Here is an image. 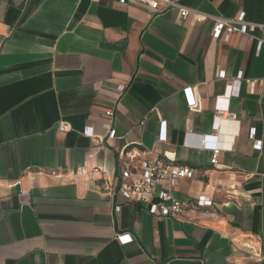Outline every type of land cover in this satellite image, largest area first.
Returning <instances> with one entry per match:
<instances>
[{
	"label": "crops",
	"instance_id": "0c3cea01",
	"mask_svg": "<svg viewBox=\"0 0 264 264\" xmlns=\"http://www.w3.org/2000/svg\"><path fill=\"white\" fill-rule=\"evenodd\" d=\"M180 1L207 18L134 0H0V264H264V45L215 38L212 18L264 23V0ZM236 79L240 94L221 98ZM217 105L237 121L215 137ZM128 152L194 169L177 181L183 214L105 192Z\"/></svg>",
	"mask_w": 264,
	"mask_h": 264
},
{
	"label": "built area",
	"instance_id": "2783aa9c",
	"mask_svg": "<svg viewBox=\"0 0 264 264\" xmlns=\"http://www.w3.org/2000/svg\"><path fill=\"white\" fill-rule=\"evenodd\" d=\"M128 0H119L121 3H125ZM138 3L147 5L149 8L155 11H163L169 8H175L179 11L180 18L185 20L190 14H194L196 20H205L207 16L202 14H195L193 10L185 6L180 0H134ZM215 21L213 36L220 38L224 32H226L227 39L233 32H241L243 34L252 35L257 41V46L260 48L264 45V38H260L259 32L264 31V23L250 22L245 19L244 14H241L235 19H225L219 17H212ZM220 78H225V71L220 70L217 74ZM240 80H232L227 88V94L221 96V98L229 99L232 96H238L240 94ZM255 83L252 82V91H254ZM125 90V86H121L119 92L122 93ZM187 91L189 88L186 89ZM106 116L110 122L108 124L107 135L110 138L115 137L116 131L113 128V122L115 119V109H109L106 111ZM237 121L236 114L230 112L227 108L217 105L214 115V136L220 132L221 126L225 121ZM145 123V119L140 122ZM164 124V122H163ZM61 129H65L63 124L60 125ZM256 130L253 128L250 132L251 139L254 140L253 148L260 150L262 148V142L255 139ZM165 133H162L160 138L165 139ZM201 146H206V136H202ZM222 148L219 146L214 147V155L211 159V163L218 164V155ZM123 155V153L121 154ZM128 157V161L123 163V167L120 169L116 181L114 184L105 183L104 190L111 197L114 198L116 194L126 201L127 203L141 202L147 205L148 211L156 216L166 217H178L183 214L187 208V203L180 200L175 196L177 181L182 178H194L195 171L189 166H179L161 158H149L136 160L138 154L125 153ZM93 170H97L94 168ZM79 173L87 174L88 170L86 166L79 169ZM196 203L198 206H211L212 200L207 199L201 195L197 198ZM117 211L121 209L120 205L115 207ZM119 239L122 241H131L132 237L129 234L119 235ZM257 259L261 258V254L255 255Z\"/></svg>",
	"mask_w": 264,
	"mask_h": 264
}]
</instances>
